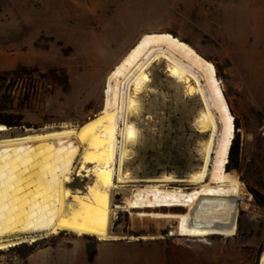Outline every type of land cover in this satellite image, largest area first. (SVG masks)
<instances>
[{
	"label": "rangeland",
	"instance_id": "obj_1",
	"mask_svg": "<svg viewBox=\"0 0 264 264\" xmlns=\"http://www.w3.org/2000/svg\"><path fill=\"white\" fill-rule=\"evenodd\" d=\"M152 32L171 33L214 64L239 123L235 174L224 185L171 182L158 194L151 192L148 179L166 174L185 179L196 171L206 138L193 124L201 107L198 96L169 77L164 63H152L149 87L138 95L140 110L129 119L138 131L127 144L122 169L133 181L113 189V203L123 207L110 232L120 237L102 241L67 231L23 236L0 250V264H100L103 245L116 241L120 247L109 252L122 258L136 254L132 245L151 244L166 254V264H259L264 0H0V50L22 51L19 66L26 70L0 79V103L22 116L20 126L7 128L46 131L80 125L99 113L106 75L142 34ZM78 162L79 157L76 167ZM238 181L240 195L231 185ZM85 184L76 181L73 188ZM249 189L263 200L256 201ZM191 218L205 232L195 234ZM182 223L190 225V236L180 235Z\"/></svg>",
	"mask_w": 264,
	"mask_h": 264
},
{
	"label": "bare ground",
	"instance_id": "obj_2",
	"mask_svg": "<svg viewBox=\"0 0 264 264\" xmlns=\"http://www.w3.org/2000/svg\"><path fill=\"white\" fill-rule=\"evenodd\" d=\"M155 62L164 63L188 95L198 96L201 107L193 124L206 138L196 171L185 179L170 174L148 179L149 189L158 194L171 182L225 184L234 117L214 64L171 33H144L106 75L101 111L82 124L22 133L0 125V250L38 233L67 231L102 241L120 237L110 232L123 207L113 203V189L133 181L122 169L127 144L138 131L129 119L140 110L138 95L149 87L148 69ZM76 181H86L83 189L73 188ZM238 184L231 182L236 194ZM259 264H264V251Z\"/></svg>",
	"mask_w": 264,
	"mask_h": 264
},
{
	"label": "crops",
	"instance_id": "obj_3",
	"mask_svg": "<svg viewBox=\"0 0 264 264\" xmlns=\"http://www.w3.org/2000/svg\"><path fill=\"white\" fill-rule=\"evenodd\" d=\"M23 52H9L6 50H0V72L10 71L15 69L17 66L23 63ZM106 244H112L107 249ZM112 246V247H111ZM120 247L119 242H108L105 243L101 249L100 255V264H166V254L161 253L157 246H152L151 244H139L137 247L132 245L130 249L136 251V254L127 255L122 258L119 254L114 252H109L111 249ZM143 247L147 251H143ZM138 252V253H137ZM146 253L151 254V257H148ZM76 261V260H75Z\"/></svg>",
	"mask_w": 264,
	"mask_h": 264
},
{
	"label": "trees",
	"instance_id": "obj_4",
	"mask_svg": "<svg viewBox=\"0 0 264 264\" xmlns=\"http://www.w3.org/2000/svg\"><path fill=\"white\" fill-rule=\"evenodd\" d=\"M17 71H26V70H25V67L23 66H17L13 70L0 72V79H5L9 74L15 73ZM21 118H22L21 115L10 112L4 103L3 104L0 103V125H5L6 127L20 126ZM238 129H239V123H238V120L235 118L234 119V133L235 134H234V137L232 139V142L229 148L228 161H227V164L225 166V171H224L225 182H228L230 180V178L228 179L227 177L231 176L232 174H235L231 169L232 168L237 169L238 164H239L240 147H239V141H238V131H237ZM249 191L256 201L261 202V200H263L262 195H260L258 192L252 189H249ZM240 193H241V188H240V182H239V195ZM189 222L190 224L193 225L195 234L200 233V232H205L198 225V223L196 222L194 218H191ZM185 228H188V229H185ZM170 234H174V231H171ZM191 234H192V230H190V225H188L187 223H182L180 235L190 236ZM89 259L91 260V256H89Z\"/></svg>",
	"mask_w": 264,
	"mask_h": 264
},
{
	"label": "water",
	"instance_id": "obj_5",
	"mask_svg": "<svg viewBox=\"0 0 264 264\" xmlns=\"http://www.w3.org/2000/svg\"><path fill=\"white\" fill-rule=\"evenodd\" d=\"M1 132V131H0Z\"/></svg>",
	"mask_w": 264,
	"mask_h": 264
}]
</instances>
